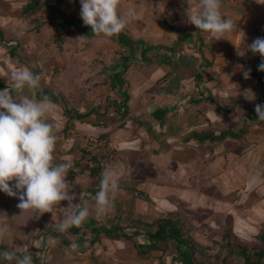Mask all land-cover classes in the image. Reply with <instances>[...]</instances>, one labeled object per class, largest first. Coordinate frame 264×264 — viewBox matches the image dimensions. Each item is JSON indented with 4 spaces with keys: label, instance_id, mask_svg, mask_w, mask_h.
Returning <instances> with one entry per match:
<instances>
[{
    "label": "crops",
    "instance_id": "0c3cea01",
    "mask_svg": "<svg viewBox=\"0 0 264 264\" xmlns=\"http://www.w3.org/2000/svg\"><path fill=\"white\" fill-rule=\"evenodd\" d=\"M33 1L0 0V66L8 70L9 76L24 66L40 75L42 82L37 91L38 99L43 91L55 94L63 92L67 98L69 87L65 88V84H69V75L64 73L65 60L55 54L46 61L49 63H44V59L37 58L45 55L43 48L40 46L36 52L35 47L42 45V31L46 32L52 27L54 32L59 33L55 15L46 4L51 9L65 11L69 16V0H40L38 10L28 13L27 7ZM245 1L240 9H245V15L249 17V10L258 6L254 4L257 0H250L253 6L249 4L250 1ZM257 18L253 22L254 36L263 31L261 37H264V19ZM163 23L184 40L178 39V43L168 45L163 41L157 43L149 41L148 37H139L151 45L171 47L174 51L161 48L154 54L152 64L136 62L124 74V90L130 96L127 115L116 112L115 105L111 104L123 99L114 75L120 70L121 56L126 53L117 41L124 53L119 54L114 63L106 64L109 89L104 86L100 88L107 93V97L86 103L71 102L70 108L76 110L74 119L66 115L63 104H55L57 107L50 113L59 136L55 153L57 160L73 163L67 177L70 183L75 185L77 175L82 178L81 185H75L74 191L76 194L85 193L82 203L89 208L90 214L84 223L93 219L104 226L103 222L112 215L119 217L117 221L124 217L125 223L132 219L149 222L173 215L180 219L199 244L212 248V253L219 251L216 250L220 249L224 244L223 239L228 236L235 242L259 245L258 238L264 235V121L252 117L250 127L240 139L202 142L196 134L220 135L229 129L240 131L248 116V109H255L256 104L264 105V83L262 72L258 70L264 58L250 52L249 58L242 60L241 65L251 69V78L247 80L237 68L235 58L231 59L235 65L229 63L230 73L223 71L221 78L229 79L227 83L223 81L226 84L223 86L220 79L222 71L219 70L222 59L217 61L218 55L213 45L207 44L205 39L206 46H202L195 33L196 27L193 33H183L167 18L163 19ZM185 40L190 47L196 48L197 55H201L202 59L196 67L192 60L197 61L200 57L189 58L179 51ZM242 40L237 36V43ZM247 43L248 37L245 39ZM14 45H24L29 52L34 50L35 54L30 52L26 55L24 50L18 49L13 56L10 47ZM213 61L217 62L214 66ZM57 62L62 63V69L54 75ZM152 68L156 70L151 71ZM42 71L45 76H42ZM200 75L202 79L197 81ZM0 78L4 80L6 76L0 73ZM215 81L221 84L220 88ZM255 81L260 84V89L252 85ZM8 85L12 87L11 82ZM247 90L254 93V100L245 99L243 93ZM166 109L169 112L165 118L161 120L155 117H162L159 111ZM79 116L82 119L78 120ZM93 139L110 143L115 151V159L109 166L117 173L118 192L113 205L100 214L95 210L94 196L89 193L99 187V181L88 170V159L83 154L86 143ZM11 186L15 190L14 182ZM168 194L176 198L170 200ZM18 197L19 192L12 200L19 201ZM86 197L88 200H85ZM75 203H79V200ZM62 206L67 207V202H62ZM89 232L86 236H74L69 232L72 236L69 241L78 250L66 247L72 254L63 264H105L104 258L96 256V253L92 255L91 251L102 254L96 245L103 238L111 237L103 233L101 240L93 244ZM78 240L84 245H78ZM166 248L163 246L160 251H154L164 256L158 261L151 263L132 256L130 264H179L172 250L166 255ZM135 250L142 257L151 254L141 255ZM81 253H86L85 260L80 256L77 259L73 257ZM108 254L114 255L111 251Z\"/></svg>",
    "mask_w": 264,
    "mask_h": 264
},
{
    "label": "clouds",
    "instance_id": "9594fccd",
    "mask_svg": "<svg viewBox=\"0 0 264 264\" xmlns=\"http://www.w3.org/2000/svg\"><path fill=\"white\" fill-rule=\"evenodd\" d=\"M186 3L188 23L199 31L210 34L217 41L226 35L240 36L242 47L234 44L237 55L243 56L250 51L264 58V37H257L246 45V34L238 24L224 18L222 0H186ZM120 4L121 0H81L80 15L92 33L112 38L123 32L128 24V19L120 13ZM237 68L246 80L251 78V69L243 65ZM258 70L264 72V59ZM8 80L12 88L0 90V191L10 197H16L19 192L18 207L22 213L25 210L39 212L41 216L50 213L53 221L59 215L56 227L60 232L79 227L89 217L90 210L82 203L84 191L79 194L74 191L75 185H81L82 178L77 175L75 185L67 179L73 163L58 161L55 155L59 136L50 113L57 106L48 96L37 98L41 76L29 67L11 72ZM243 95L245 99H255L251 90ZM255 112L258 119L264 121V105L256 104ZM116 175L112 166L105 167L101 173L98 191L93 197L97 214L105 212L116 199ZM13 182L15 190L11 186ZM77 200L79 203H75ZM65 201L67 207L62 206ZM9 228L8 225L0 228V240L6 238ZM0 260L8 264H34L33 253L24 244L0 251Z\"/></svg>",
    "mask_w": 264,
    "mask_h": 264
},
{
    "label": "rangeland",
    "instance_id": "374dc122",
    "mask_svg": "<svg viewBox=\"0 0 264 264\" xmlns=\"http://www.w3.org/2000/svg\"><path fill=\"white\" fill-rule=\"evenodd\" d=\"M244 1L245 0H233L232 2V0H222L221 11L225 19H231L233 23L238 24V28L246 34V38L248 37V43L246 45H250L254 39L263 35L262 31L254 36L253 30L255 28H253V22L254 19H258L257 17L264 19V2L262 0L259 3L254 2V4L258 6L255 9H251V11L249 10L250 14L248 17L245 15L247 14L244 11L245 9H240ZM249 4L253 6L251 1ZM187 7L186 0H121L120 13L128 19L125 30L129 31L135 38L148 37L149 41H163L168 45H174V43H178V39L184 40V37L178 38L177 33L165 26L163 19L167 18L173 26H176L179 31L183 33H193V31L195 32V26L188 23L186 14ZM80 13L81 0H69V15L75 18H81ZM53 17L54 16L51 15L52 19H54ZM261 24L263 25V22ZM42 34V45H37L35 51H39L41 46L43 48V54L45 55L37 58L44 59V63H49L46 61H48L49 58L55 57V54H58V56L60 55L62 59L65 60L64 64L66 66L64 73L69 75V84H65V88L66 86L69 87L67 98L70 103H86L97 100L98 98L104 100L107 97V93H103V88H100V86L109 89L106 78L107 73H105L107 70L105 67H107L111 61L114 63L119 54L124 53L123 50L119 48L116 40L104 36H84L78 31L69 32V30H66L58 33L54 32L52 27L48 28L46 32L42 31ZM202 36L207 44L213 45L218 55L217 61L222 59L219 61V70L222 71L220 74L221 83L225 86L226 84L224 82L227 83L229 79L226 77L224 79L221 78L223 71L227 72V74L231 72L229 70L231 67L229 63L235 65V62L232 61L234 58L238 65H241L243 59L249 58L250 51L243 56L237 55L235 45L242 47V42H236L237 35L235 34L226 35L219 41L206 32H203ZM81 37L84 38L80 39ZM235 37L236 39H234ZM183 44V47L179 48L182 55H186L189 58L200 57L197 61L192 60V64L196 67V65L199 64V60L202 59L201 55H197L196 48L190 47V43L187 40H185ZM14 46L19 50H24L23 52H26V55L30 52H34L35 54L34 50L29 52L24 45H21V47L20 45ZM61 64V62L55 64L54 70H56V73H54V75L61 71ZM216 64L217 62L213 61L212 66ZM153 70H156V68H152L151 71ZM0 73L6 76L4 80L0 78V83L3 81L5 84L10 83L8 80V70L0 66ZM42 74V76H45L44 71H42ZM215 83L218 84L219 88L221 87L218 81H215ZM252 85H254L256 89H260V84L257 81ZM61 89L64 88L62 87ZM110 96H112L111 93ZM93 140L104 142V140L99 139ZM108 145L111 149H114L110 143H108ZM132 163L134 165L133 161ZM140 177L143 178L144 176L141 175ZM167 196L170 200L172 197L176 198V196L170 194ZM19 203L20 201L12 200V197L0 191V228H3L5 225L10 226L6 238L0 240V251L11 249L14 245L24 244L26 245V249L36 256L40 264H63L65 260H68L67 258H69V254H72V251L66 250L60 238H53L47 234V232L54 230L59 235L67 237L68 240L71 239L72 236L69 234L68 230L60 232L57 229L56 224L59 223V215H57L56 221H53L50 213H45L42 216L39 212L32 210H25L22 213V210L18 207ZM118 218L119 217L112 215L110 219L108 218L103 222V225L105 227H111L117 224L122 226L127 225V223L124 222V217L122 219L120 218V221H117ZM78 241V245H84L80 243V240ZM97 247L100 248V253L102 254H98L99 252L97 253V251H91L92 248L90 251L92 255L96 253V256L102 259L104 258L106 261L104 262L105 264H130L132 256L149 260L151 263L164 257L161 256V252H154L146 257L137 255L133 243L121 239L103 238L101 243L96 245V248ZM218 250L219 249L216 251ZM109 251L114 253V255L108 254ZM170 251V248H166V255ZM37 253L39 254L37 255ZM78 256L82 257V260H85V256L87 255L86 253L85 255L81 253L75 254L73 257L77 259ZM99 261H101V259ZM85 263L87 262L85 261ZM0 264H8V262L0 260ZM232 264H241V262L239 259H236Z\"/></svg>",
    "mask_w": 264,
    "mask_h": 264
},
{
    "label": "trees",
    "instance_id": "16d2710c",
    "mask_svg": "<svg viewBox=\"0 0 264 264\" xmlns=\"http://www.w3.org/2000/svg\"><path fill=\"white\" fill-rule=\"evenodd\" d=\"M41 5L40 0H35L27 7L28 13H33L38 10ZM48 10L55 15V20L58 23V30L69 32H80L85 36H89L92 30L89 26H85L82 19H76L72 16H68L65 11L60 9H51V6L47 3ZM197 39L204 44L202 33L196 28ZM1 36V33H0ZM192 37V34H189ZM118 44L125 50L124 55L121 56L120 70L115 73L114 80L118 84L119 94L123 96L122 101H112V105H115V111L122 115L128 114V102L130 96L127 91L124 90L126 81L124 74L132 67L136 62H142L145 64H152L154 62V54H156L161 48L173 52L174 48L164 47L161 45H151L145 42L143 39L135 38L129 31L124 30L118 36H114ZM10 53L14 56L17 52L16 47H10ZM202 76H198L197 81L201 80ZM262 82L264 83V72H262ZM9 87L8 84L0 83V90H4ZM42 96H48L54 104H63L65 107L66 115L69 119L75 118L76 110L70 108V102H68L66 96L62 93H51L49 91H43ZM212 102H215L212 100ZM216 103V102H215ZM69 106V107H68ZM100 109V108H99ZM97 110V112L99 111ZM224 112L226 110L222 109ZM163 114L162 117L155 115L157 119L165 118L169 110L159 111ZM230 112V110L228 111ZM248 116L245 118V123L240 131H234L232 129L223 131L220 135L212 134H196L197 138H200L202 142H222L228 138L240 139L247 132L250 127V121L252 117H257L255 109H248ZM82 119L81 116L77 118ZM70 122V120H69ZM112 153V152H111ZM115 151L113 150L114 154ZM88 159V170L90 173L98 178L100 181L101 173L103 169L112 164L113 159L111 156H91L90 154L83 153ZM88 156V157H87ZM97 189L90 190L91 196H95ZM85 200H88L86 197ZM92 235V243L95 244L101 240V234L111 237L112 239H121L127 242L133 243V246L138 250L141 255H147L154 251H160L163 246L170 248L175 255L179 264H232L236 259H239L241 264H264V235H260L259 245L258 244H246L243 242H235L230 236L223 239L224 244L221 245L217 253H212V248L203 247L199 244L184 228V225L177 216L170 215L166 218H161L155 221H142L141 219H132L128 221L126 226L115 225L111 227L100 226L93 219H89L86 223H82L79 227H71L68 232L74 236L82 235L86 236L88 233ZM53 238H60L62 245L72 250H78L76 247L73 248V243L68 240L67 237L59 235L56 231L52 230L47 232ZM80 235V236H81ZM228 248V249H225ZM231 248H234L233 250ZM211 252V253H210ZM34 264L38 263L36 256L33 255Z\"/></svg>",
    "mask_w": 264,
    "mask_h": 264
},
{
    "label": "built area",
    "instance_id": "2783aa9c",
    "mask_svg": "<svg viewBox=\"0 0 264 264\" xmlns=\"http://www.w3.org/2000/svg\"><path fill=\"white\" fill-rule=\"evenodd\" d=\"M86 153L91 156H111V159H115V155L113 153V149L108 145L107 142H102L98 140H90L85 148ZM112 152V153H111ZM88 157V156H87Z\"/></svg>",
    "mask_w": 264,
    "mask_h": 264
}]
</instances>
